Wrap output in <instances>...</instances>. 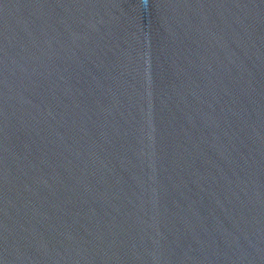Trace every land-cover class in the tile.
Segmentation results:
<instances>
[{"label":"water","instance_id":"1","mask_svg":"<svg viewBox=\"0 0 264 264\" xmlns=\"http://www.w3.org/2000/svg\"><path fill=\"white\" fill-rule=\"evenodd\" d=\"M0 264H264V0H0Z\"/></svg>","mask_w":264,"mask_h":264}]
</instances>
